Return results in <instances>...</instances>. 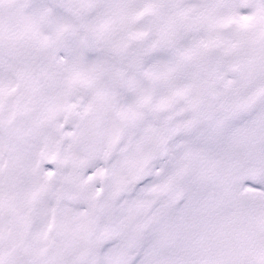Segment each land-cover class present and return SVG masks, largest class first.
<instances>
[{
	"label": "snow or ice",
	"instance_id": "6c2138e0",
	"mask_svg": "<svg viewBox=\"0 0 264 264\" xmlns=\"http://www.w3.org/2000/svg\"><path fill=\"white\" fill-rule=\"evenodd\" d=\"M0 264H264V0H0Z\"/></svg>",
	"mask_w": 264,
	"mask_h": 264
}]
</instances>
